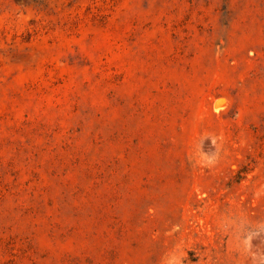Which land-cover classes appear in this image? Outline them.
Returning <instances> with one entry per match:
<instances>
[{"label": "rangeland", "instance_id": "1", "mask_svg": "<svg viewBox=\"0 0 264 264\" xmlns=\"http://www.w3.org/2000/svg\"><path fill=\"white\" fill-rule=\"evenodd\" d=\"M0 264H264V0H0Z\"/></svg>", "mask_w": 264, "mask_h": 264}, {"label": "bare ground", "instance_id": "2", "mask_svg": "<svg viewBox=\"0 0 264 264\" xmlns=\"http://www.w3.org/2000/svg\"><path fill=\"white\" fill-rule=\"evenodd\" d=\"M218 103V102H217Z\"/></svg>", "mask_w": 264, "mask_h": 264}]
</instances>
